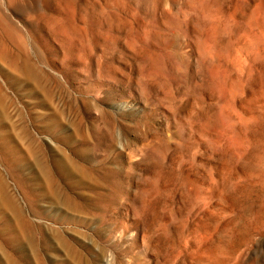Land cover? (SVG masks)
Here are the masks:
<instances>
[{"label": "rangeland", "instance_id": "rangeland-1", "mask_svg": "<svg viewBox=\"0 0 264 264\" xmlns=\"http://www.w3.org/2000/svg\"><path fill=\"white\" fill-rule=\"evenodd\" d=\"M6 1L45 92L6 91L14 140L74 170L0 160L31 226L0 264H264V0Z\"/></svg>", "mask_w": 264, "mask_h": 264}, {"label": "bare ground", "instance_id": "bare-ground-1", "mask_svg": "<svg viewBox=\"0 0 264 264\" xmlns=\"http://www.w3.org/2000/svg\"><path fill=\"white\" fill-rule=\"evenodd\" d=\"M5 1L0 0V160L5 162L6 165L9 166L11 170L10 172L19 183H21V175L19 176V174L15 172L13 166H28L30 164L31 159H35L36 163L40 166H44L46 165V163L51 162L53 168L55 167L56 171L58 170L62 174L64 179H70L69 174H71V170L73 167L72 158L68 157L65 154L59 155L58 158L53 157L49 161L47 159L35 158L34 150L32 149L31 145L24 146L21 143L18 144L14 140V137L16 136V123L14 124V122L12 121V115L8 110L9 99L6 95V91L9 90L10 92H12L15 99L18 101L25 100L26 96L37 97V105H45V100L43 99L45 92L42 84V79L44 75L40 67L41 57L39 55V52L36 51L35 55L33 54L34 56L29 55V51H27L28 47H26V34L22 30V28L17 25L18 23H14V21L8 15V12L6 10L8 8V3L7 1ZM40 115L41 114L36 115L37 117L35 118H38ZM50 115L51 116L49 118L48 116L46 117V121L48 120V122L46 125L42 126V131L50 132L56 135L57 137L61 138L58 135L60 131V126L56 123V120L53 117L55 116L54 112H52ZM18 129H20V132L24 134L28 132L27 127L23 123ZM62 140L64 142H68V138L66 137H63ZM46 169L43 168V170H45L44 177L47 180H52V173H48L49 170L47 171ZM79 175L80 177H83L81 176L82 174ZM40 187L42 189V192L41 194L39 193V195H41L42 197L50 198L52 201L59 203L57 193L58 191L55 188L52 189L48 186ZM6 188V184L0 180V223H2V229H0L2 231H5L6 233L8 232V236L5 237L4 242L6 244H9L13 248L15 245L22 244L23 242L28 240L25 233L26 229L31 226L30 222L25 216L26 214L24 215L25 211L16 202L15 198L7 191ZM64 203H71V200L65 199ZM28 205L32 207V204L30 202H28ZM15 251L16 254L18 253V257L22 259L27 257L28 253L26 254L22 247H16ZM6 258L8 264H18L16 263L17 258L15 259V257L13 256H6ZM37 264H39V261L37 262Z\"/></svg>", "mask_w": 264, "mask_h": 264}]
</instances>
